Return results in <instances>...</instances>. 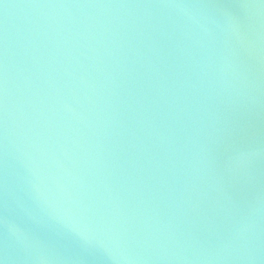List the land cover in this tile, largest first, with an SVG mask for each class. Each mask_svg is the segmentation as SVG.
<instances>
[{
    "label": "water",
    "instance_id": "water-1",
    "mask_svg": "<svg viewBox=\"0 0 264 264\" xmlns=\"http://www.w3.org/2000/svg\"><path fill=\"white\" fill-rule=\"evenodd\" d=\"M0 264H264V0H0Z\"/></svg>",
    "mask_w": 264,
    "mask_h": 264
}]
</instances>
